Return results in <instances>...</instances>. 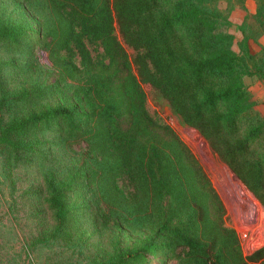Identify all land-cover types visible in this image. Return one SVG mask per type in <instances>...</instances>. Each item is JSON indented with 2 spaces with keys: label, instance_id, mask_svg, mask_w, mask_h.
<instances>
[{
  "label": "trees",
  "instance_id": "obj_1",
  "mask_svg": "<svg viewBox=\"0 0 264 264\" xmlns=\"http://www.w3.org/2000/svg\"><path fill=\"white\" fill-rule=\"evenodd\" d=\"M0 1L11 6L0 12V187L9 193L0 264H152L161 255L264 264V247L244 256L206 173L148 114L144 90H156L264 206V115L247 84L264 80V50H249L248 16L239 53L230 33V14L246 0ZM257 1L252 18L264 33ZM18 48L23 74L40 70L36 53L48 52L55 81L15 88L19 57L5 56ZM211 198L220 235L207 227ZM130 223L145 227L139 240L95 250L90 233Z\"/></svg>",
  "mask_w": 264,
  "mask_h": 264
},
{
  "label": "rangeland",
  "instance_id": "obj_2",
  "mask_svg": "<svg viewBox=\"0 0 264 264\" xmlns=\"http://www.w3.org/2000/svg\"><path fill=\"white\" fill-rule=\"evenodd\" d=\"M0 12L7 8H11L10 4L5 5L4 1H0ZM257 0H246L245 5L240 7L239 4L235 6V9L230 14V20L232 27L230 33L235 36L234 50L239 53V43L243 40V35L240 31V26L243 25L246 16H248V36L250 40L248 42L249 50L253 55L260 54L264 50V33L262 28L258 26V23L252 18L257 11ZM222 9H226L227 4L222 3ZM118 36L121 38L119 32ZM24 41V40H23ZM26 41V40H25ZM24 41V42H25ZM128 57L133 62L135 52L124 44ZM90 50L93 56H98L100 53L96 49L90 46ZM20 48L14 52H8L5 58L9 60L18 58V66L16 69H10L11 80L10 83L18 88L20 84L27 85L29 82L45 84L48 82H54L55 76L48 68L54 67V62L50 55L46 51L38 50L36 53V59L40 70L26 74L22 72V67L26 65V59L22 57L19 52ZM4 53H7L4 51ZM49 71V73H47ZM248 87L253 94L254 100L258 103L256 109L264 115V80L258 77H251L247 80ZM146 93V109L148 114L158 124L168 126L171 128L183 144L189 149L191 154L198 160L203 171L209 178L212 187L220 201V205L223 208V221L224 225L231 231L235 232L239 239L240 246L244 253V256H250L256 250L264 247V206L255 197V195L247 188V186L238 179V177L232 172V170L213 152L209 143L199 134L194 128L186 126L183 121L177 116L169 105L164 102L159 96L156 90L151 88H145ZM26 185V183H25ZM8 190L4 186L0 187V201L5 202L3 206L6 208L8 200ZM219 204V203H218ZM175 204L171 203L169 208V220L170 225H175L178 219L175 213ZM209 206L212 208V216L214 219L209 220L207 227L209 231L215 234H219L220 225L217 221L218 212L217 202L211 198ZM4 209L0 208V215L5 218ZM7 210V208H6ZM0 216V219L3 217ZM143 217L144 215H138ZM153 220L158 219L157 214H152ZM135 219V217H133ZM5 220V219H4ZM152 221V220H151ZM136 224L130 223L125 225L122 229H105L100 235H92L90 232L89 238L91 243L98 252H111L117 248H125L127 245L136 242L144 234L145 227L142 225L139 228ZM33 227L31 224H27V229ZM216 237L214 234H212ZM230 237H232L230 235ZM228 236V240L231 238ZM223 238V236H221ZM163 255L160 257H151L152 264H181L178 260H171L168 263L161 261Z\"/></svg>",
  "mask_w": 264,
  "mask_h": 264
}]
</instances>
